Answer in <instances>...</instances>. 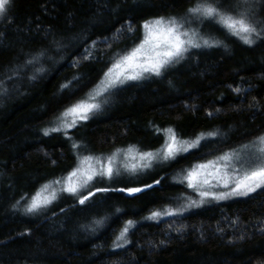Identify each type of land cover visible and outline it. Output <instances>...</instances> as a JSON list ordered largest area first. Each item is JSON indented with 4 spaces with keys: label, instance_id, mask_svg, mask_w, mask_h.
<instances>
[{
    "label": "trees",
    "instance_id": "16d2710c",
    "mask_svg": "<svg viewBox=\"0 0 264 264\" xmlns=\"http://www.w3.org/2000/svg\"><path fill=\"white\" fill-rule=\"evenodd\" d=\"M197 2L13 0L0 18V264H264V189L148 219L153 211L174 210L181 198L202 199L187 186L185 170L223 153H244L250 149L244 145L264 136V41L249 46L214 23L189 18L187 9ZM217 2L230 13L243 10V0ZM252 4L250 18L264 28V0ZM160 16L187 21L186 29L221 46L190 49L162 75L146 74L88 101L101 108L68 130L71 139L63 132L43 135L65 108L94 94L118 55L140 43L142 23ZM168 129L188 142L217 135L174 160H154L158 169L144 181L84 187L80 195L94 193L84 204L53 184L57 198L36 214L25 212L43 185L63 182L86 164L100 168L96 159L82 165L85 156L104 161L130 149L162 156ZM132 187L144 190L119 191ZM129 220V243L114 248Z\"/></svg>",
    "mask_w": 264,
    "mask_h": 264
},
{
    "label": "snow or ice",
    "instance_id": "6c2138e0",
    "mask_svg": "<svg viewBox=\"0 0 264 264\" xmlns=\"http://www.w3.org/2000/svg\"><path fill=\"white\" fill-rule=\"evenodd\" d=\"M12 5L13 0H0V18L7 17ZM240 7L243 10L237 13H230L221 9L217 0H198L194 6L187 9V16L189 18H195L201 23L205 21L214 23L249 46L254 45L257 40L264 41V28H258L256 23L250 18V12L253 7L252 0H243V4ZM186 22H182V20H178L175 17L163 16L145 20L141 25L144 34L140 43L123 55H118L114 59L111 67L108 68V71L104 73V79L97 86V90H94V94H89L87 101L81 100L65 108L53 122L52 127L43 129V135L49 136L51 133L63 132L66 138L71 139L67 135L68 130L75 128L78 123L90 119L101 108L100 103L88 101H95L97 96L111 89H115L128 81L143 79L145 78V74L162 75L169 67L179 63L190 49L221 46L219 41L204 38L199 36L197 31L186 29ZM127 30L129 32L133 31L131 23H129ZM119 32L120 30L117 29V34ZM104 42L107 43V39ZM95 43L93 41V46H95ZM42 55L43 53L26 61V65L37 63ZM91 55V49L86 48L83 59H90ZM77 63L78 61H74L73 66H76ZM40 70L37 69V71ZM32 78L35 77L33 76ZM74 79L76 78L74 77ZM71 83L69 81L68 84L62 85L61 88L68 89ZM234 91L240 93L242 90L236 88ZM69 117H71V120L68 119ZM167 131L171 135L170 140L166 141L162 156L160 152L139 153L140 159L144 161L140 165L141 169L150 168L154 160H162L165 162L174 160L177 156L183 155V153L188 152L190 149L199 147L201 140H208L217 135V133L201 134L195 140L188 142L179 140L171 129ZM79 147L76 143L72 144L73 149H79ZM243 148H252L254 151L248 152L246 156H241L236 151L223 153L214 160H208L205 163L194 165L191 169L185 170L186 174L183 179L187 181V186L196 190L202 199L200 201L191 200L187 204L182 205L181 208L165 211L163 215H179L186 208L198 207L208 198L224 200L232 197H248L252 193H255L257 189H264V136L257 137L250 145H244ZM115 157V153L107 157L106 164L100 158L92 156L83 157L80 162L82 165L96 159L100 163V168L94 169L91 164H88L87 169L77 167L69 173L63 182L56 180L43 185L41 190L34 194L25 205V212L27 214H36L47 208L57 198V189L52 188L53 184H63L59 191L79 197L78 202L84 204L94 193L89 191L87 196H83L80 195L81 190L88 186L89 182L97 176L111 179L116 174L112 167V162ZM208 169H214V173L207 172ZM131 170L133 172L137 171L136 166L133 165ZM202 173L205 177L210 174L216 175L217 184H222L228 191L211 190L215 185L201 190L202 186L209 185L207 178L199 179ZM78 174L80 176L78 182L70 183L71 177H76ZM154 183L158 184L159 181H154ZM151 187L152 185L150 184L144 185V188ZM50 188L52 191L48 192ZM143 190L140 187L119 189V191L127 192L129 195L139 193ZM108 191V188L96 189V192ZM43 193L48 194L43 195ZM161 215V212L153 211L148 219H156ZM96 223L100 224L102 222L97 221ZM133 226V221L129 220L126 222L113 241L114 248H122L129 243L127 236ZM261 231H264V228Z\"/></svg>",
    "mask_w": 264,
    "mask_h": 264
},
{
    "label": "rangeland",
    "instance_id": "374dc122",
    "mask_svg": "<svg viewBox=\"0 0 264 264\" xmlns=\"http://www.w3.org/2000/svg\"><path fill=\"white\" fill-rule=\"evenodd\" d=\"M108 96L109 95H107V97L106 96L104 97L105 101L107 100ZM132 151H134V153ZM251 151H254V149L250 148L248 151H246L244 153H240V155L246 156V154L248 152H251ZM137 153H139V152L136 150H131L130 153L123 152V154L116 155L115 159L112 162V167H113L116 174L113 175V177L111 179H109L107 177L100 178L99 176H97L92 181H90L88 186H86V187H90L92 184L95 186H99V185H106V184H111V183H118V184H122L125 186H129L130 184H132L134 182L144 181V179H146L148 176H150L151 174H153L157 171L158 163H165V161L161 160L158 163H156L155 166L153 165L150 168L140 169L138 167H140V165H141V159ZM212 159L214 160L215 158H212ZM103 162L107 163L106 159ZM91 165L94 168V164H91ZM133 165H135L137 168V171H135V172H133L131 170L132 168H130V166H133ZM87 167H88V164H86L84 166L85 169H87ZM237 167H238V165H237ZM207 172L214 173V169H208ZM233 175H235V173H233ZM204 178L208 179L209 185L202 186L201 190H204L205 188H208L211 185H215V187H212L211 190H213V191H228V189H225L222 186V184H217L216 175L210 174L207 177H205L202 173L201 176L199 177V179H204ZM79 179H80V176L78 174V176H76V177H71L70 183H76ZM186 183H187V181H186ZM192 190H194V189L192 188ZM194 194L197 196L198 200L201 199L196 190H194ZM233 198H235V197L228 198V199L231 200ZM208 199H211V198H208ZM191 200L192 199H190V198H181V199H179L173 203V205L175 206L174 208L175 209L181 208L182 205L187 204ZM212 200H214V199H212ZM224 200H226V199H224ZM216 201H222V200H216ZM195 208H197V207L186 208L180 214L182 215V213L186 212L187 210H191V209H195ZM169 216L170 215H163V213L161 215V217H169Z\"/></svg>",
    "mask_w": 264,
    "mask_h": 264
}]
</instances>
